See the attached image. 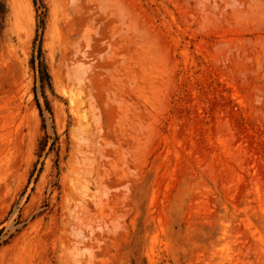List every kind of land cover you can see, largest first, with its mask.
Here are the masks:
<instances>
[{
	"label": "rangeland",
	"instance_id": "1",
	"mask_svg": "<svg viewBox=\"0 0 264 264\" xmlns=\"http://www.w3.org/2000/svg\"><path fill=\"white\" fill-rule=\"evenodd\" d=\"M0 264H264V0H0Z\"/></svg>",
	"mask_w": 264,
	"mask_h": 264
},
{
	"label": "trees",
	"instance_id": "2",
	"mask_svg": "<svg viewBox=\"0 0 264 264\" xmlns=\"http://www.w3.org/2000/svg\"><path fill=\"white\" fill-rule=\"evenodd\" d=\"M47 79L49 80L50 79V75L47 73Z\"/></svg>",
	"mask_w": 264,
	"mask_h": 264
}]
</instances>
